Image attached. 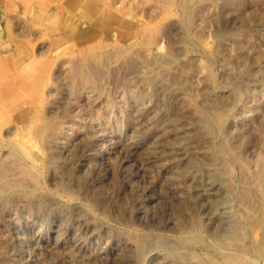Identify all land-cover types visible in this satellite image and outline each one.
Masks as SVG:
<instances>
[{
    "label": "rangeland",
    "instance_id": "rangeland-1",
    "mask_svg": "<svg viewBox=\"0 0 264 264\" xmlns=\"http://www.w3.org/2000/svg\"><path fill=\"white\" fill-rule=\"evenodd\" d=\"M263 188L264 0H0V264H264Z\"/></svg>",
    "mask_w": 264,
    "mask_h": 264
},
{
    "label": "bare ground",
    "instance_id": "bare-ground-1",
    "mask_svg": "<svg viewBox=\"0 0 264 264\" xmlns=\"http://www.w3.org/2000/svg\"><path fill=\"white\" fill-rule=\"evenodd\" d=\"M185 2H186V0H185ZM36 20V19H35ZM37 21V20H36ZM38 22V21H37ZM137 26V25H136ZM139 26V25H138ZM137 26V27H138ZM141 29V28H140ZM135 30V29H134ZM129 32V31H128ZM130 33V32H129ZM135 33V32H134ZM142 33V32H141ZM136 34H138V33H136ZM136 34H133V35H136ZM129 36V35H128ZM139 39V38H138ZM137 39V40H138ZM141 39V38H140ZM136 40V41H137ZM51 61V60H50ZM49 61V62H50ZM56 61V60H55ZM74 63V62H73ZM76 63V62H75ZM51 64V63H50ZM73 65V64H72ZM82 69H83V66H82V64L81 63H77V64H74L73 65V67L71 68V77L73 78V79H77V78H79L80 76H81V74H82ZM22 70H24V69H22ZM38 71H40V70H38ZM47 71V70H46ZM27 72V71H26ZM30 73V72H29ZM42 74V73H41ZM19 75V74H18ZM28 75V74H27ZM49 75V74H48ZM33 77V76H32ZM42 77H44V76H42ZM47 78H48V76H47ZM46 78V79H47ZM29 79V78H28ZM44 80V79H43ZM13 81V80H12ZM34 81V80H33ZM24 82V81H23ZM44 83V82H43ZM13 84V83H12ZM41 84V83H40ZM12 87H13V85H12ZM24 87H25V85H24ZM35 87H38V86H35ZM51 88V87H50ZM19 89V88H18ZM34 89V88H33ZM37 89V88H36ZM35 89V90H36ZM17 90V89H16ZM30 90V89H29ZM35 90H34V92H35ZM37 90H39V89H37ZM47 90V89H46ZM49 90H52V89H49ZM33 91V90H32ZM22 92V91H21ZM26 92V91H25ZM37 92V91H36ZM51 93V92H50ZM49 93V94H50ZM29 94V93H28ZM40 97V96H39ZM14 99V98H13ZM30 100V99H29ZM45 100H46V98H45ZM70 100V99H69ZM12 101V100H11ZM16 101V100H15ZM14 101V102H15ZM20 101H22V100H20ZM17 102V101H16ZM37 102V101H36ZM41 102H43V101H41ZM46 102V101H45ZM28 103V102H27ZM38 103H39V101H38ZM6 104H8V103H6ZM15 104V103H14ZM29 105V104H28ZM33 105V104H32ZM5 106V105H4ZM41 106V105H40ZM16 107V106H15ZM29 107V106H28ZM58 107H59V105H58ZM2 108V107H1ZM21 108V107H20ZM40 108V107H39ZM65 108V107H64ZM18 109V108H17ZM32 109V108H31ZM35 109V108H34ZM7 110H9V109H7ZM25 110V109H24ZM26 110H27V108H26ZM37 110H38V108H37ZM34 112V111H33ZM9 113V112H8ZM10 114V113H9ZM13 114H14V112H13ZM16 114V113H15ZM6 115V114H5ZM11 115V114H10ZM31 116V115H30ZM38 116V115H37ZM30 118V117H29ZM15 119H16V116H15ZM5 120V122H6V120L7 119H4ZM9 120H12V119H9ZM8 121V120H7ZM224 121V114H220V115H218L217 117H216V120H215V123H216V125H221L222 124V122ZM15 122V121H14ZM23 122V121H22ZM37 122V121H36ZM12 123H13V121H12ZM17 123V122H16ZM32 121H26V123L25 124H23V126L22 127H20V130H19V132H18V135H19V138H18V142H17V147H18V149L17 150H19V152H20V156L21 157H23L25 160H27L28 161V163H29V167L30 168H32V167H35V165H36V163H35V160H36V157H35V155H34V153H37V151H38V144L36 143V141L34 140V138H33V136H32V130H31V125H32ZM37 124V123H36ZM6 125V124H5ZM13 125V124H12ZM35 126V125H34ZM42 127H43V125H40L39 127H38V133L40 132V130L42 129ZM15 129H17L16 128V126H15ZM14 129V130H15ZM186 130H187V128H186ZM185 130V131H186ZM13 132V131H12ZM36 133V132H35ZM14 134V133H13ZM34 135V134H33ZM15 136V135H14ZM38 136V135H37ZM37 136H35V137H37ZM185 136H186V134H184V131H182V129H180V130H177L176 132H175V134H174V138L176 137V138H182L183 140H185ZM14 138V137H13ZM15 139V138H14ZM11 141V140H10ZM223 145V144H222ZM16 147V146H15ZM223 148H225L226 150L228 149V146L226 145V144H224L223 145ZM17 152V151H16ZM46 153V152H45ZM45 160V159H44ZM191 164H189V167L190 168H192L191 166H190ZM188 167V166H187ZM10 169V168H9ZM26 169V168H25ZM36 169V168H35ZM187 170H188V168H186ZM23 170V169H22ZM34 170V169H33ZM29 171V170H28ZM36 170H34V172H35ZM189 171V170H188ZM24 172H26V170L24 171ZM38 172H39V170H38ZM190 172V171H189ZM192 172V171H191ZM29 173V172H28ZM41 173V172H40ZM246 174H247V172H246ZM249 175V174H248ZM41 176V175H40ZM213 180H215V179H213ZM15 181V180H14ZM20 181V180H19ZM22 181V180H21ZM25 183V182H24ZM23 183V184H24ZM252 191V190H251ZM262 193L264 194V188L262 189ZM262 197V196H261ZM71 199H73V198H71ZM261 199H264V197L263 198H261ZM73 201V200H72ZM264 203V202H263ZM70 206V205H69ZM75 206V205H74ZM73 207V206H72ZM72 207H65V209L66 210H70L69 208H72ZM264 207V206H263ZM263 210H264V208H263ZM262 220H264V219H262ZM258 223V224H257ZM97 227V226H96ZM254 227H255V235L257 236V237H261L263 240H264V221H261V222H255L254 223ZM228 229H229V227H228ZM231 229V228H230ZM231 231V230H230ZM229 233V232H228ZM132 235V234H131ZM130 235V236H131ZM225 235H226V233H225ZM225 235H223V236H225ZM229 235V234H228ZM231 235L232 236H234L235 235V233H234V229L231 231ZM248 235V234H247ZM128 236V235H127ZM133 236V235H132ZM184 236V235H183ZM136 237V236H135ZM188 237V236H187ZM190 238V237H189ZM143 239V238H142ZM138 240H139V238H138ZM138 240L136 241V240H134L133 241V239L132 238H130V237H128V239H125V241L127 242V243H129L130 245L131 244H134V242L136 243V245H137V243L139 244V246L141 245L139 242H138ZM222 240V239H221ZM224 240V239H223ZM228 240V239H227ZM230 240H231V238H230ZM256 240V239H255ZM226 242V241H225ZM228 242V241H227ZM232 244H234V243H232ZM135 246V245H134ZM132 248V247H131ZM207 249V248H206ZM139 250V249H138ZM208 250H209V248H208ZM219 251V250H218ZM222 251V250H221ZM211 252V251H210ZM131 253H133V254H131L132 255V257H135L137 260L139 259V256L141 255V253L139 254V252L138 251H136V250H134L133 249V252H131ZM196 253V252H195ZM215 253V252H214ZM222 253V252H221ZM101 254V253H100ZM192 254L193 253H191V257L192 258H196V255L193 257L192 256ZM201 254V253H200ZM212 254V253H211ZM217 254V253H216ZM97 256H99L98 254H97ZM101 256V255H100ZM219 256V255H218ZM91 257V256H90ZM203 257V256H202ZM206 258V257H205ZM215 258H217V257H215ZM90 259V258H89ZM212 260V259H211ZM223 260V259H222ZM133 261V260H132ZM216 261V260H215ZM219 262V261H218ZM222 262H224V261H222ZM206 263H207V261H206ZM226 263V262H225ZM218 264H220V263H218ZM228 264V263H227Z\"/></svg>",
    "mask_w": 264,
    "mask_h": 264
}]
</instances>
